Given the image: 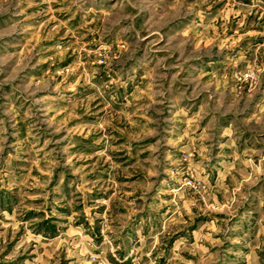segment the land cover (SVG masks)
Segmentation results:
<instances>
[{
	"label": "rangeland",
	"instance_id": "rangeland-1",
	"mask_svg": "<svg viewBox=\"0 0 264 264\" xmlns=\"http://www.w3.org/2000/svg\"><path fill=\"white\" fill-rule=\"evenodd\" d=\"M0 264H264V0H0Z\"/></svg>",
	"mask_w": 264,
	"mask_h": 264
}]
</instances>
